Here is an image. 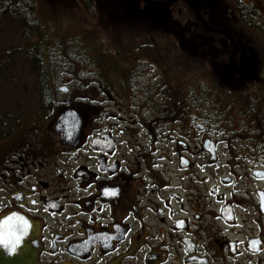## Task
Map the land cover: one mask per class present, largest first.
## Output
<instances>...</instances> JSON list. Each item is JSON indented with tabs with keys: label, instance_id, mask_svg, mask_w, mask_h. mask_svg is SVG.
<instances>
[{
	"label": "flooded vegetation",
	"instance_id": "af4514ba",
	"mask_svg": "<svg viewBox=\"0 0 264 264\" xmlns=\"http://www.w3.org/2000/svg\"><path fill=\"white\" fill-rule=\"evenodd\" d=\"M145 2L150 15L128 8ZM115 5L130 14L108 15L120 24L105 47L89 44L96 80L73 64L80 90L54 94L49 119L1 144L0 220L24 235L15 252L0 244V264H264V99H252L264 0ZM144 20L184 31L136 30ZM181 69L214 93L161 97L159 79ZM67 109L63 141L54 122Z\"/></svg>",
	"mask_w": 264,
	"mask_h": 264
},
{
	"label": "rangeland",
	"instance_id": "374dc122",
	"mask_svg": "<svg viewBox=\"0 0 264 264\" xmlns=\"http://www.w3.org/2000/svg\"><path fill=\"white\" fill-rule=\"evenodd\" d=\"M114 1L118 0H97L98 5H96L98 7V11L95 12L94 10L93 13H95V18L92 19L93 16H91V12L88 9H82L79 3L78 5L75 3V0H38L39 9L43 13V15L45 14L42 19V23H47V25H45L44 31H41V33L43 32V35H47L50 39L48 43H51L49 45L51 49H48V51L44 54V59L47 62L48 66L50 87L51 89L55 90V92L56 88L62 85L68 86L72 93L80 90V86L77 83V80H79L77 79L78 77L72 75L73 64L78 65V67L81 69L83 75H81L80 78L86 80H96V69H94L93 65H91L95 63L91 61V59L95 55V52H89V47L85 46L83 40H85V43L88 44V40L90 41V39H88V33H92V37H100L105 35L106 31L114 30V28L110 25L117 22V20L108 21V15H112L114 17L115 15L122 13H125L126 15L130 14L129 12H126V10L117 9L119 7L116 8V5L115 7H113L112 5H114ZM128 8L129 10H132L135 15L139 14L141 16L148 14L152 10V7L148 2L139 5H132ZM116 9L117 11H114ZM176 9L178 11H175L176 15H178L179 13L183 14V11H180L178 7ZM260 12L263 16V9H261ZM148 15H150V13ZM145 20L141 23L144 28H138L136 30H147L146 27H150L151 29L149 30H157L163 33L173 30L184 31L182 21H177L173 24L172 22L164 20H160L159 23L151 20ZM119 29H122V27H119ZM125 29L132 30L131 27H127ZM225 32L228 31L225 30ZM260 33L261 34H258L257 36L263 37L262 30H260ZM229 40L230 42L228 45L230 47V51L228 56L230 59L232 56L236 55V53L233 52L234 45L231 44L233 40ZM106 41L107 40L105 39V37H103L102 39L100 38L99 42H103V47H105ZM164 46L167 47L168 45L165 44ZM168 54L176 56V53L174 51H169ZM178 57L186 58V56L181 54L178 55ZM227 60L225 61L227 62ZM262 62L263 61L261 60L258 63L257 67H262ZM208 70L210 71L209 67ZM218 70H220V68ZM204 77V75L202 76L201 74L197 73L191 76H187V74L182 69L180 71H173L171 76H168L165 80L161 81L159 79V83H165L164 92L160 91L159 94L162 97L167 92L168 95L173 97L174 99L177 97L180 98L185 94L193 95L195 94V92H197L198 94H202L203 96H210L214 93L211 92L212 86L210 84L207 83V86H203L201 84L196 85V82H192L193 79H205L206 77ZM139 82H141V80H139ZM189 86L192 87L190 93ZM88 91L95 92V94L97 95H99L100 93L104 94L103 88L99 85H89ZM223 93L225 95H229L228 92L223 91ZM260 98L264 99V89L256 87L252 99L255 101V104H258ZM30 106L32 108L35 106V104L31 103L28 105V107ZM259 109L262 110L261 114L264 115V104H259ZM26 111L27 110L23 112L22 110V112H20L22 115L19 113V115H21L19 120H16L15 117L11 115H6L4 117L2 116L0 118V150L4 149L3 147H1V144H7L9 136L15 132V127L30 128L31 131L34 132V128H31L30 125L26 124L27 119H29L28 113L24 115ZM231 111H233V109H231Z\"/></svg>",
	"mask_w": 264,
	"mask_h": 264
},
{
	"label": "trees",
	"instance_id": "16d2710c",
	"mask_svg": "<svg viewBox=\"0 0 264 264\" xmlns=\"http://www.w3.org/2000/svg\"><path fill=\"white\" fill-rule=\"evenodd\" d=\"M75 3L88 9L92 19L95 18L94 0H75ZM38 4V0H0V118L11 115L19 120L20 112L27 110L24 115L29 114L26 124L31 128L37 119H49L56 104L44 59L51 43L48 36L41 33L47 23H42L45 14ZM87 35L90 41L86 44L83 40V43L89 50L93 48L89 45L91 42L103 38L92 37V33ZM99 46L103 48V42H99ZM31 103L35 104L32 108L28 107Z\"/></svg>",
	"mask_w": 264,
	"mask_h": 264
},
{
	"label": "snow or ice",
	"instance_id": "6c2138e0",
	"mask_svg": "<svg viewBox=\"0 0 264 264\" xmlns=\"http://www.w3.org/2000/svg\"><path fill=\"white\" fill-rule=\"evenodd\" d=\"M13 217H6L0 220V244H3L8 250H14L21 242L23 232L17 234L12 226Z\"/></svg>",
	"mask_w": 264,
	"mask_h": 264
},
{
	"label": "water",
	"instance_id": "95a60500",
	"mask_svg": "<svg viewBox=\"0 0 264 264\" xmlns=\"http://www.w3.org/2000/svg\"><path fill=\"white\" fill-rule=\"evenodd\" d=\"M160 12H162V11H160ZM66 90H67L66 87H60L58 89V91H61V92H66ZM74 119H76V117H75L73 110L64 111L58 116L57 120L54 123V128L63 137V139H61V140L65 141V139L68 136L69 131H70L69 128L72 127L71 125H69V123L71 121H73ZM21 241H22V239H21ZM20 244H21V242H20ZM18 246L14 250H11V251L15 252L17 250ZM7 251H9V250H7ZM11 255H12V253H11Z\"/></svg>",
	"mask_w": 264,
	"mask_h": 264
}]
</instances>
